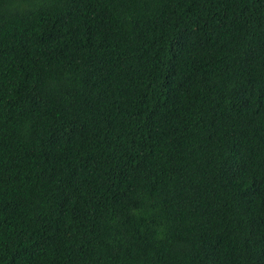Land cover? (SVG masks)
<instances>
[{
	"label": "trees",
	"instance_id": "16d2710c",
	"mask_svg": "<svg viewBox=\"0 0 264 264\" xmlns=\"http://www.w3.org/2000/svg\"><path fill=\"white\" fill-rule=\"evenodd\" d=\"M0 264H264V0H0Z\"/></svg>",
	"mask_w": 264,
	"mask_h": 264
},
{
	"label": "bare ground",
	"instance_id": "6f19581e",
	"mask_svg": "<svg viewBox=\"0 0 264 264\" xmlns=\"http://www.w3.org/2000/svg\"><path fill=\"white\" fill-rule=\"evenodd\" d=\"M2 135V134H1Z\"/></svg>",
	"mask_w": 264,
	"mask_h": 264
}]
</instances>
